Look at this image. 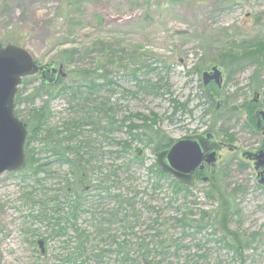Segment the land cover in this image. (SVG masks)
Instances as JSON below:
<instances>
[{
  "label": "rangeland",
  "instance_id": "374dc122",
  "mask_svg": "<svg viewBox=\"0 0 264 264\" xmlns=\"http://www.w3.org/2000/svg\"><path fill=\"white\" fill-rule=\"evenodd\" d=\"M258 35L264 38V0H0V46L24 48L41 65L62 50L82 54L63 67L59 84L45 86L35 75L18 89L15 115L26 127L36 110L49 113L30 147L40 172L35 163L0 176V264H264V188L242 156L264 144L248 129L247 114L258 95L264 106V49L234 73L221 65L230 52L239 54L229 50L232 41ZM213 65L223 70L224 84L214 107H202V76L194 68L202 74ZM81 70L92 74L87 87L55 97ZM173 102H188L193 116L177 114L172 122ZM205 108L209 115L202 118ZM152 113L174 142L206 132L227 142L222 129L228 128L237 151H222L206 180L176 191L172 177L157 174L154 146L130 133L142 125L134 116ZM33 132L30 126L26 155ZM54 142L57 153L49 149ZM67 147L75 149L69 160L80 157L75 170L58 157ZM82 174V187L73 189ZM224 194L233 211L227 231L212 220L200 231L196 223H181L203 211L220 219ZM76 204L73 224L90 237L84 250L77 249L73 227L66 224L59 238L53 233L54 219ZM225 237L240 239L243 249L228 248L220 242Z\"/></svg>",
  "mask_w": 264,
  "mask_h": 264
},
{
  "label": "water",
  "instance_id": "95a60500",
  "mask_svg": "<svg viewBox=\"0 0 264 264\" xmlns=\"http://www.w3.org/2000/svg\"><path fill=\"white\" fill-rule=\"evenodd\" d=\"M51 65L42 66L35 62L32 55L24 48L14 44L0 46V176L5 173H17L26 167L25 144L28 137L26 125L15 116V98L23 78L39 75L44 84H54L55 80L43 75ZM63 78V66L54 68ZM224 75L218 66L202 74L204 86L214 82L222 87ZM221 147L211 133L184 137L174 142L171 148L156 155L161 170L172 176L180 184L191 187L197 173L205 166L214 167L218 161ZM251 157V156H250ZM256 169H263L261 184H264V152L254 157ZM39 246L44 252V242Z\"/></svg>",
  "mask_w": 264,
  "mask_h": 264
},
{
  "label": "trees",
  "instance_id": "16d2710c",
  "mask_svg": "<svg viewBox=\"0 0 264 264\" xmlns=\"http://www.w3.org/2000/svg\"><path fill=\"white\" fill-rule=\"evenodd\" d=\"M15 40H13L14 42ZM234 43L229 45V50L231 51L232 49H234V51L236 50L239 54H234V53H229L230 55H228V59L226 61H224L221 65L224 66L226 69L229 70V72H233L241 69L243 67V64L245 63L246 60H258L257 57H259L261 55V51L262 49H264V38L261 36H256L253 40H251V42H236L232 41ZM103 51H105V46H102ZM107 47V46H106ZM251 49V50H249ZM257 49V50H254ZM258 51V52H257ZM82 54L80 53V51H78L77 49L73 48L70 50H62L59 55L55 58V60L53 61L56 65L58 66H66V65H74L76 63V61L78 59H81L82 57H80ZM255 55V56H254ZM260 59V57H259ZM195 71H197V74L200 76H202L201 74V70L200 68L196 67L194 68ZM193 70V71H194ZM91 72L88 71H76L73 72V78L74 80H77L76 83H73L71 87L69 86H65L63 87L60 91H58L55 95V97H60L63 96L65 94H67V92H69V90L72 92V94L74 96H76V94H79L80 92H82V89L84 87H87V85H85L88 82H91L92 76H91ZM255 85L256 87H258V81L255 79ZM201 83V80H200ZM44 87V86H43ZM40 88L41 90H43L44 88ZM96 87V86H95ZM200 90H199V94H198V98L202 101L201 106L205 107L206 104L211 105V107L213 108L214 105L211 104V102L214 101V98L216 96V93L218 92V88L216 85H212V86H208V87H204V85L201 83L199 86ZM51 89V87H49ZM91 90L93 88H90ZM151 90L155 89V88H150ZM34 98V96L32 97V99ZM188 102L186 104H179L177 102H173V113L171 115L170 120L173 122V117H175L177 114H180L181 116H185V115H190L193 116V111H188ZM233 110H235V108H233ZM48 111L47 108H41L39 110H36V112L33 113V116L31 117V119L29 120V125H27V127L29 128L31 126V128L33 129V133L32 136L29 138L28 140V144H27V166H33L35 165V163H37L38 166L35 167L36 171L34 173H38V171L40 172V170L42 169V165L40 164V162L38 160H36L35 155L36 151L31 149V143H33L36 138L35 135H40L41 132H44V128H45V124L47 121V115H48ZM16 114V113H15ZM209 115V111L207 108L204 109L202 118H205L206 116ZM17 116V115H16ZM134 118H137L138 120L142 121V125L138 126V125H132L131 127V131L130 133H133V131H136L137 134L134 135L135 137H140V136H144L148 139L150 145L154 146V152L157 154L159 152H162L166 149H169L174 141L170 138H168L161 130L157 129L158 123L160 121L159 117L156 114L152 113L151 117H143L142 115H137L134 116ZM133 118V119H134ZM141 130V134L139 133V131ZM222 133H224L223 135L229 137V130L228 128H223L222 129ZM139 133V134H138ZM49 135H47V138H49L51 141L54 140V136L56 134L53 133H48ZM60 134V133H59ZM61 135V134H60ZM231 137V136H230ZM46 139V137L44 138V140ZM45 145H47V143L45 142ZM125 145L129 146L128 143H126ZM48 146V145H47ZM52 147H54L53 152H56L58 150H56L59 146V143L57 144L56 142L53 143L52 146H50L49 149H51ZM74 148L73 147H67L66 148V152H62L61 155H59L58 157H60L63 161H68L73 169L75 170L77 167L75 166L76 160L79 161L80 157L77 156L76 160H69V158H67V153L69 152H74ZM61 151V150H60ZM77 154V153H76ZM80 162V161H79ZM156 167V171L157 174L160 176L161 179L164 178H168L169 176L167 174H165L157 164H155ZM77 172L73 171L74 175H77V173L79 172V170H76ZM203 176L202 173L198 174V179L201 180V177ZM78 182L73 184V189L75 190H79L82 187V183H84V176L83 174L81 175V177L79 176L78 178ZM174 188L176 189V191L182 192V191H188L189 188L182 186L180 183H178L177 181L173 180L172 181ZM214 192H216L215 187L212 188L211 190L208 191L207 196L209 198H214L213 194ZM225 195V196H224ZM221 195V199H222V204L220 206V219L216 218L215 216H211L208 214V212L203 211V214L201 215V218H199L198 220H193L191 218L190 214H187L186 216H184V218L181 220V223L185 225V227H193V223H196V228L197 230H202L204 226L207 225V221L212 220L211 222L214 223L216 222V224L219 223L220 227L224 230L227 231L228 225L231 221V217H233V211L232 208L230 206V204L228 203V200L224 197H226V194ZM33 199L31 196L28 197V200ZM224 203V204H223ZM77 211H79V206L78 204L73 205L70 207V209H68L67 211L62 210L63 215H59L58 218H55L52 224V227H54L57 230H54V236L56 238H59L61 236H63L65 234V230L67 229L66 224L68 226L73 227L74 232L77 234L76 238H77V249H85L86 245L88 244V241L90 239L88 233L86 231H84L83 229L79 228L76 226V224L74 225L73 222H75L76 220V215H77ZM61 223V224H60ZM65 226V228H64ZM53 236V237H54ZM236 237H238V235H234ZM236 243H230L228 242V239L225 237L222 240H220V242H224L226 244V246H228V248H233L235 247L236 250H242L243 248V243L240 239L236 238L234 240ZM236 246H235V245ZM234 249V248H233ZM70 261H73L74 259L72 257L69 258Z\"/></svg>",
  "mask_w": 264,
  "mask_h": 264
},
{
  "label": "flooded vegetation",
  "instance_id": "af4514ba",
  "mask_svg": "<svg viewBox=\"0 0 264 264\" xmlns=\"http://www.w3.org/2000/svg\"><path fill=\"white\" fill-rule=\"evenodd\" d=\"M46 65H51V66H50V68L48 70L44 71L43 75L46 78L51 76V78L53 80H55L54 84H56V85L59 84L60 83L59 73H57L56 75L53 73V69L54 68H58L59 66L54 65V63L44 64L43 66H46ZM213 66H215V65H213ZM211 68L209 70H211ZM220 69H221V67H220ZM222 72H223V70H222ZM223 75H224V72H223ZM38 77H39V75H38ZM257 81H258V79H257ZM223 84H224V79H223ZM212 85H216L218 90L222 89V87L219 88L218 85L216 83H214V82L210 83L208 86H212ZM208 86H206V87H208ZM258 87H259V82H258ZM258 87H256V89H258ZM219 105H220V103L218 104V107H219ZM247 114H248V118H249V122H248V126L249 127H248V129L254 131L257 135H259V136L264 138V106L262 105V103H260V95H258V97L254 100L253 105H250L249 107H247ZM206 133H211L213 135V139L215 140V142L221 147V149L219 151V154H218L219 155L218 156V161H219V159L221 157V152L222 151H224V150H228V151H231V152L237 151V148H235L232 145H230V141L232 140V137L229 136L228 138L230 140H227V142L226 141L224 142V141L218 140L213 132H206ZM231 143H232V141H231ZM262 152H264V144L260 145L256 152L243 153L242 156L248 162H251L253 164L254 169L256 171L257 180L259 182V185L262 188H264V184H261V179H262L261 178V173L263 172V169L260 168V169L257 170L256 169V161L254 160L255 159L254 157L256 155H259ZM218 161H217V163H218ZM217 163H216V165H217ZM216 165L214 167H211V168L206 165L204 170L199 171L197 173L196 181L200 180V179H198V174L199 173L203 174V176L201 177V180H204L205 179V177H204L205 171L210 172L212 168L216 167Z\"/></svg>",
  "mask_w": 264,
  "mask_h": 264
}]
</instances>
